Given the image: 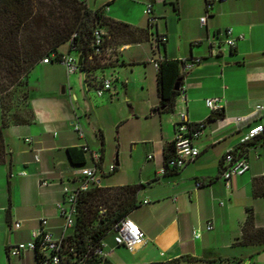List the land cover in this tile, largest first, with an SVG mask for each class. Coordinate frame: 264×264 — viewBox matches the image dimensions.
Segmentation results:
<instances>
[{
	"label": "crops",
	"instance_id": "obj_1",
	"mask_svg": "<svg viewBox=\"0 0 264 264\" xmlns=\"http://www.w3.org/2000/svg\"><path fill=\"white\" fill-rule=\"evenodd\" d=\"M148 4L157 18L153 32L168 38L158 49L146 34ZM87 5L108 7L110 21L128 25L135 33L121 35L107 25L103 28L117 60L103 65L113 84L99 97L101 103L92 98L95 88L86 83L82 72L79 86L60 63H40L33 70L42 72L34 88L37 98L30 92L28 100L34 121L11 123L2 131L6 156L0 164V264H35L33 252L13 258L7 248L31 241L41 219L59 235L62 219L57 204L63 186L74 181L80 168L71 163L68 149L88 145L101 154V167L107 170L104 163L111 138L120 152L111 174L116 184H101L108 175L100 178V186L144 185L138 195L141 206L128 216L142 229L146 243L130 252L116 246L110 234L106 264H264V245L238 244L248 208L253 210L255 226L264 228V197L253 196L254 179L264 176V162L259 163L264 148L249 152V171L232 178L229 186L220 175L226 152L261 123L254 108L264 104V0H219L209 10L206 0H87ZM204 16L208 18L202 25ZM226 29L244 39H238L234 49L226 47L222 55L211 53V43L222 38L216 34ZM68 50L69 44L59 48L63 54ZM157 57L201 59L185 72L184 93L171 112L157 111L161 98L157 70L151 63ZM213 98L221 100L224 118L207 122L212 112L206 100ZM183 112L193 122L206 121L196 142L200 154L182 170L162 175L164 148L173 141L175 123ZM239 117L245 121L236 124ZM73 123H79L84 139ZM114 129L117 136L110 138ZM86 158V166H91ZM44 180L48 185H41ZM16 222L21 223L19 229L14 228ZM208 224L213 226L210 231ZM194 228L201 231L200 238L193 237Z\"/></svg>",
	"mask_w": 264,
	"mask_h": 264
},
{
	"label": "trees",
	"instance_id": "obj_2",
	"mask_svg": "<svg viewBox=\"0 0 264 264\" xmlns=\"http://www.w3.org/2000/svg\"><path fill=\"white\" fill-rule=\"evenodd\" d=\"M106 25L111 30L116 29L121 35L135 33L128 25L110 21L107 12L102 8L90 9L82 0H0V164L5 162L6 156L3 129L11 123L31 124L35 119L34 112L28 106L31 72L46 57L53 55L52 61L60 62L64 54L59 52V48L69 44L67 53L83 55L80 72L84 73L86 78L90 79L101 73L105 67L100 62L92 64L87 59L94 49V31L103 30ZM146 34L150 38L148 27ZM104 39L108 46L107 34ZM158 62L157 77L161 101L157 111L171 112L181 94V89L175 90V84L180 81V87H184L185 61L162 57ZM15 87L24 89L20 95L25 103L22 112L15 109L18 105L13 107L11 103L10 92ZM222 118L224 110L212 112L207 122ZM261 122L264 123L263 118ZM237 147H241L246 153L259 147L264 148V132ZM68 154L73 165L82 167L87 164L86 153L82 148H69ZM173 156L174 143L171 142L164 148L166 169ZM143 187V184L121 187L94 186L79 193L75 225L68 238L76 249L74 254L69 255L75 262L73 264H106V260L95 254L94 249L112 234L116 223L141 206L138 195ZM253 196L264 197V176L254 179ZM100 208L106 209L103 215L99 212ZM247 212L238 244L264 245V228L255 226L251 208H248ZM35 264H39L38 256H35Z\"/></svg>",
	"mask_w": 264,
	"mask_h": 264
},
{
	"label": "built area",
	"instance_id": "obj_3",
	"mask_svg": "<svg viewBox=\"0 0 264 264\" xmlns=\"http://www.w3.org/2000/svg\"><path fill=\"white\" fill-rule=\"evenodd\" d=\"M82 1L87 3V0ZM215 1L219 0H206L208 10L212 7L213 2ZM102 9L106 12L108 7L105 6ZM144 13L148 18L150 37L154 41L155 49H158L160 45H163L167 42L168 38L165 35H159L156 33V30L153 32V29L156 28L157 18L154 15L151 4L147 5ZM207 18V16L200 18L202 25L206 24ZM105 35L106 33L102 29H96L94 31V49L88 55V62L92 64L100 62L102 65H104L111 60H117V57L113 53L114 51L105 44ZM216 35L217 37L222 38L216 39L215 42L211 43L210 52L215 55H222L226 47L234 49L236 47L237 40L244 39L243 35H238L235 37L232 29H226L222 32H218ZM78 57L79 55L75 56L74 54L66 53L62 56L60 62L58 63L62 64L66 68L69 75H72L80 71ZM53 58V55L51 57H46L41 63L49 64L53 62ZM161 59L162 57H157L151 60V63L156 70L159 67L158 61ZM200 62V58L186 60L183 71L187 72ZM85 80L89 86L95 88L96 94L99 97L103 96L106 92H109L112 89L113 79L112 77H108L104 71L95 74L90 79L86 78ZM180 89V95H182L184 93V87H180ZM206 106L211 110V112L221 111L224 109L221 100L218 98L207 99ZM254 114L260 116V119H264V104H257L254 108ZM244 121V118L239 117L236 119L235 123L241 124ZM72 126L78 136L81 139H84L85 134L79 123H73ZM205 126V121L193 122L185 112L179 114L178 121L175 123L174 139L172 141L174 143V156L168 162V169L165 167L161 169L162 175H165L168 170L173 172L182 170L186 165L193 162L199 156L200 151L196 147V142L201 138ZM263 132L264 123L261 122L249 129L247 135L242 139L240 144H245L252 141L253 139L259 137ZM25 140L27 142H31L30 138H26ZM81 148L86 153V155L89 156L92 165L80 167L76 171V177L74 181L63 186L62 200L57 204V209L62 219L59 235H56L49 228L46 219H41V227L34 234V237L31 241L13 244L7 248V253L10 257L21 258L26 252H33L34 256H38L39 264L75 263L73 258H71L69 255L71 253L74 254L76 249L74 244L68 241V238L75 225V217L77 214V197L79 193L87 191L94 186L100 187V178L107 177L116 169L115 165L113 164L110 165L107 170H104L101 167V154L99 152L91 151L89 146L86 144ZM150 158L152 157L149 156V159ZM39 160L40 156L38 153H36L35 161L39 162ZM249 169V152L246 153L241 147L229 149L220 162V175L227 186H229L230 180L232 178L244 175L249 171ZM41 185H48V181H42ZM196 186L201 187L202 183H197ZM99 212L103 215L106 212V209L100 208ZM20 227V222H16L14 224L15 229H19ZM212 229L213 226L211 224L206 226L207 231ZM111 233V235H113V241L115 245L123 246L130 252L136 251L140 246L146 243V236L144 232L133 220L129 218V216L116 223ZM192 234L194 238H200L202 235L201 231L197 228L193 229ZM106 238L101 242L99 247L94 249V253L101 257L104 261L106 260L107 256ZM166 264L172 263L168 262Z\"/></svg>",
	"mask_w": 264,
	"mask_h": 264
},
{
	"label": "rangeland",
	"instance_id": "obj_4",
	"mask_svg": "<svg viewBox=\"0 0 264 264\" xmlns=\"http://www.w3.org/2000/svg\"><path fill=\"white\" fill-rule=\"evenodd\" d=\"M67 49V46H64L63 47V50H66ZM75 55V54H74ZM76 56V55H75ZM59 64V63H58ZM60 65V64H59ZM56 74H58L59 73V71H56L55 72ZM81 72L79 71V72H77V73H75V74H72V77L74 78V80H73V83H75V84H78L79 86H81V80L79 79L80 78V76H81V74H80ZM42 75V72H40L39 73V70H35V71H33L32 72V74H31V77H30V92H31V95H32V97H33V99H35L36 100V93H35V91H34V88L36 87V84H37V81H38V78H40V76ZM22 81H24V80H22ZM24 90V89H23ZM23 90H22V88H20V87H15L14 89H12V91L10 92V96H11V103H12V105H13V107H16L17 105H18V107H16L15 109L16 110H19V112H22V111H24V101L21 99V97H20V95H21V93L23 92ZM106 94H107V92H106ZM105 94V95H106ZM91 96H92V98H94V101L95 102H100L101 103V101H100V98H99V96H98V98H95V97H97V94H96V92H92V94H91ZM114 109V111H116L115 110V108H113ZM109 136H110V138L112 137V136H117V131H116V129H114V130H112V131H109ZM112 139V142L109 144V146H108V148H107V150H106V155H105V160H106V162L104 163V167L106 168V169H108V167L110 166V163H111V161H112V164L111 165H113L114 164V160H115V157L117 156L118 157V160H119V157H120V152H119V148H117V143H113V138H111ZM126 148V147H125ZM262 150H260V152H261ZM261 156H260V158H259V163H262V162H264V155L261 153L260 154ZM127 157V156H126ZM124 159V158H123ZM251 161L253 160H255L256 158H255V156L252 154L251 155ZM258 160V159H257ZM113 175H111V176H109V177H107V178H102L101 180V184L102 185H104V186H108V185H113V184H116L115 182L116 181H114L115 180V178H114V176L112 177ZM110 203V202H109Z\"/></svg>",
	"mask_w": 264,
	"mask_h": 264
},
{
	"label": "water",
	"instance_id": "obj_5",
	"mask_svg": "<svg viewBox=\"0 0 264 264\" xmlns=\"http://www.w3.org/2000/svg\"><path fill=\"white\" fill-rule=\"evenodd\" d=\"M82 58H83V55L80 54L79 57H78V65L81 67L82 66ZM180 89V81H178L176 84H175V90H179Z\"/></svg>",
	"mask_w": 264,
	"mask_h": 264
}]
</instances>
